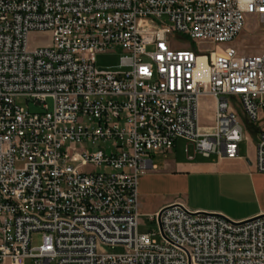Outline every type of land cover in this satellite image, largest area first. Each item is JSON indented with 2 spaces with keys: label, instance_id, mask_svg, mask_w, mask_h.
Returning a JSON list of instances; mask_svg holds the SVG:
<instances>
[{
  "label": "built area",
  "instance_id": "built-area-1",
  "mask_svg": "<svg viewBox=\"0 0 264 264\" xmlns=\"http://www.w3.org/2000/svg\"><path fill=\"white\" fill-rule=\"evenodd\" d=\"M249 14L264 34V0H0V264H264V213L176 201L139 231V179L179 138L189 160L236 159L254 133L264 173V52L233 45ZM118 46L116 69L97 65Z\"/></svg>",
  "mask_w": 264,
  "mask_h": 264
},
{
  "label": "crops",
  "instance_id": "crops-1",
  "mask_svg": "<svg viewBox=\"0 0 264 264\" xmlns=\"http://www.w3.org/2000/svg\"><path fill=\"white\" fill-rule=\"evenodd\" d=\"M211 125L201 126V130L210 132ZM247 137L252 141L253 154L243 156L240 151L236 159L197 155L193 160L185 157L186 161L180 163L174 158L177 142L172 150L166 151L165 159L159 158L160 152L153 153L154 167L139 179L140 213L141 199L149 219L162 207L176 201L184 202L192 210L221 212L234 220L264 213V173L258 172L255 166L256 135L250 133ZM152 196H157V202L146 205L145 198ZM247 201L255 203L254 209H235L236 205Z\"/></svg>",
  "mask_w": 264,
  "mask_h": 264
},
{
  "label": "rangeland",
  "instance_id": "rangeland-1",
  "mask_svg": "<svg viewBox=\"0 0 264 264\" xmlns=\"http://www.w3.org/2000/svg\"><path fill=\"white\" fill-rule=\"evenodd\" d=\"M173 40L177 46L186 48L189 46H197V43L189 39L187 36L183 34L172 35ZM51 43V34L47 31H36L32 32L29 36V44L32 47L35 46H46ZM233 45L238 48V50L244 54H258L264 52V34L261 31V24L259 18L256 15H247L245 21V27L237 39L233 42ZM223 46V45H219ZM122 48L118 46L113 51L102 52L97 54L96 56V63L98 66L109 67L112 69H116L121 56ZM18 103L28 107L32 111H39L40 107L35 105L33 101H27L25 98H18ZM51 103V101L49 100ZM214 110V103L213 98L209 96H203L200 99V106H199V124L201 126H208L213 123V114ZM240 118L242 119L243 124L245 127L248 126L246 117L240 113ZM260 128L264 129V113H262L261 120L259 123ZM187 141L184 138H179L177 140V152L174 155V158L177 159L178 162L182 163L186 160V152L185 146ZM240 151L243 156H252L253 154V145L252 141L247 137L240 143ZM159 158L165 159L167 158L166 151H160ZM201 156L200 154H198ZM157 162V159H155ZM97 170H104L103 166L97 168ZM157 196L155 197H146L145 204L152 205L157 202ZM141 213H140V225L139 231L142 233L149 232V231H157V224L154 221L149 219V216L145 214V206L142 203L141 199ZM255 203L253 201H247L240 203L235 206V209L238 211H249L254 209ZM40 243V235L35 234L32 239V245H37Z\"/></svg>",
  "mask_w": 264,
  "mask_h": 264
},
{
  "label": "bare ground",
  "instance_id": "bare-ground-1",
  "mask_svg": "<svg viewBox=\"0 0 264 264\" xmlns=\"http://www.w3.org/2000/svg\"><path fill=\"white\" fill-rule=\"evenodd\" d=\"M205 60V57H201L200 59H199V61H200V63H201V68L203 69L204 68V65H203V61ZM201 127V126H200ZM209 128V127H208ZM208 128H206V129H208ZM202 129V128H201ZM205 131V130H204ZM209 131V130H208Z\"/></svg>",
  "mask_w": 264,
  "mask_h": 264
},
{
  "label": "water",
  "instance_id": "water-1",
  "mask_svg": "<svg viewBox=\"0 0 264 264\" xmlns=\"http://www.w3.org/2000/svg\"><path fill=\"white\" fill-rule=\"evenodd\" d=\"M161 212H162V210H160V212H159L158 219H159V217H160Z\"/></svg>",
  "mask_w": 264,
  "mask_h": 264
}]
</instances>
